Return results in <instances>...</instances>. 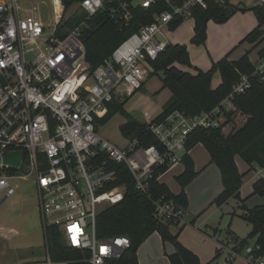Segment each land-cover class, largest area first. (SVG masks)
<instances>
[{
    "label": "built area",
    "instance_id": "built-area-1",
    "mask_svg": "<svg viewBox=\"0 0 264 264\" xmlns=\"http://www.w3.org/2000/svg\"><path fill=\"white\" fill-rule=\"evenodd\" d=\"M23 1L0 0V204L14 194L16 179L32 175L42 229L55 226L65 245L79 254L72 261L54 260L44 244V257L24 264H112L130 240L97 237L96 217L124 198L126 185L116 183L119 167L152 202L157 222L183 225L186 209L173 198L151 199L154 168L168 170L180 162L191 131L221 126L235 98L253 81L264 83V45L249 57L252 70L240 74L212 109L192 116L175 110L158 122L147 121L160 148L138 146L136 139L120 148L99 135L97 118L109 103L142 87L151 63L169 44L173 21L192 17V9L206 8L207 0H32L28 9ZM253 6L264 10V0ZM137 8L156 12L91 70L83 39L95 15L104 14L122 31ZM11 152L21 153L18 165L4 162ZM242 249L247 264H264L253 245ZM228 252L225 264H232L239 252L235 241Z\"/></svg>",
    "mask_w": 264,
    "mask_h": 264
},
{
    "label": "trees",
    "instance_id": "trees-1",
    "mask_svg": "<svg viewBox=\"0 0 264 264\" xmlns=\"http://www.w3.org/2000/svg\"><path fill=\"white\" fill-rule=\"evenodd\" d=\"M251 9L256 16L257 26L245 37L244 40L249 42L262 36L260 27L264 24V10L256 6ZM234 11L235 8L231 7L228 1L224 5H219L214 0H207L206 8L194 7L192 9V41L196 44L204 43L206 22L209 19L223 22ZM155 12L156 8L133 10L130 27L122 31H119L104 14L95 15L83 39L85 60L91 70L100 64L127 35L137 30L140 25L150 22ZM180 22V19L173 21L171 30L175 29ZM174 63L191 66L184 45L168 44L151 63L152 71L149 76L162 72L161 88H167L171 93L162 112L150 121L152 123L160 121L175 110L192 116L212 109L229 93L240 74L249 73L252 70L247 53L234 61L224 57L213 62L209 70H196L195 74L178 69L173 65ZM215 71L219 72L221 81L216 87H212L211 82ZM124 102L109 103L107 113L97 118L99 125L105 124L115 113L120 112L127 118L126 122L119 126L125 138L136 139L137 145L141 147L154 144L160 148L158 140L147 129L148 123L141 122L127 113L123 109ZM234 103L235 107L227 112L226 121L221 126L196 128L188 135L186 151L181 157L184 168L176 177L181 191L173 194L166 184L157 180L159 174L167 170L166 165H160L154 168L153 177L150 180V196L151 199H157L160 196L173 198L179 206L186 209L188 202L184 187L194 174L193 160L188 151L196 144H202L210 156V162H214L219 169L221 177L222 191L213 203L221 206L229 198L238 199L241 202L240 209L243 210L240 217L251 226L245 238L232 236L233 241L236 242V250L240 251L248 244L249 239H254L255 254L264 256V205L247 208L243 204L239 195L243 174L239 173L234 161V156L239 155L247 164L264 165V83L253 81L250 89L238 95ZM119 173L116 183L125 184L127 187L124 198L117 204L107 206L96 217L97 237L125 235L130 240L129 247L112 264H139L137 249L154 232L159 234L163 243L170 242L174 246V251L167 254L169 264H200L197 255L178 241L183 225L179 226V230L173 234L169 230L171 223L157 222L152 215V202L134 188L131 176L123 166L119 167ZM252 188V194L264 196V177L257 179ZM42 230L44 244L48 247L52 259L72 261L79 257L76 251L65 245L60 231L55 226H46ZM70 264L82 263L71 262Z\"/></svg>",
    "mask_w": 264,
    "mask_h": 264
},
{
    "label": "rangeland",
    "instance_id": "rangeland-1",
    "mask_svg": "<svg viewBox=\"0 0 264 264\" xmlns=\"http://www.w3.org/2000/svg\"><path fill=\"white\" fill-rule=\"evenodd\" d=\"M254 2L255 0H229V5L235 8V11L227 20L216 22L213 19H209L206 22V36L207 27L211 26L209 39L211 49L213 46L220 48L222 47L221 45L236 40L245 29L251 25H253V28L257 25L251 9ZM31 6L32 0L23 1L24 8L28 9ZM50 16H52L51 13ZM43 19L46 20V15H43ZM192 23L190 21V24ZM182 24L181 22L178 26H182ZM260 28L264 32V24ZM188 35V42L195 46L203 45V43L196 44L192 41V32ZM243 37L238 39L231 47L229 56L232 55V58H235L232 60L238 59L236 57L237 49L239 48L238 44H242L240 42ZM244 42L248 41L245 40ZM180 45L185 46L182 43ZM247 45L245 44L244 46ZM262 45H264V38L260 39L257 46L251 50L250 58H254L255 52ZM194 54H198V52L194 51ZM161 76L162 72L151 75L145 84L144 90L143 88L136 90L124 103L123 109L139 120L144 119L141 110L147 107L149 109L151 104H154V109L150 113H157L159 108L166 103L164 94H159L157 98L154 97V91L157 90V84H160ZM126 120L127 118L124 114L115 113L105 124L99 125V135L117 147L126 146L129 139L125 138L119 130L120 124ZM190 155L194 160V174L184 187L188 207L186 208V214L182 218V223L185 222L186 224L181 231L182 233H180L181 235L178 236V241L183 243V245L185 244L188 248L200 247L204 250L203 264H225V258L230 255L227 248H231L233 244L228 241L226 231L230 229L237 236L245 238L250 232L251 226L241 217L230 215V211L237 209L235 202H232L231 205L223 203L221 206L213 203L217 194L222 190V183L219 170L214 162H210V156L204 146L196 144L190 149ZM235 156L237 161L242 163L243 166L240 168L243 170L245 168L243 159L238 155ZM253 166L256 165L253 164ZM181 171L182 164H177L170 167L162 175L161 180L174 192H178L181 189L176 180ZM251 175V172L248 171L242 179L246 181ZM14 183L16 184L14 194L0 204V264H24L29 261L40 260L45 255L42 223L36 203L34 177L28 175L24 178L16 179ZM252 193V184L244 183L241 195L242 198L247 197L245 200L246 206L253 208L257 205H263L259 200L264 201V196ZM102 207L103 205H99L98 210ZM178 227L177 225H170L169 230L175 234L179 230ZM214 227L218 229L215 230ZM180 238L183 242H181ZM219 241L225 246L221 247L219 255L213 259L215 250L213 249L212 253H210V249L212 243L217 245ZM248 244L253 245L254 239H249ZM218 247L219 245L216 246V248ZM173 248L172 243H163L158 233L152 234L139 250V255L142 252L140 255L141 264H169L167 254ZM200 248L198 250H201ZM245 258L246 253L244 249H241L232 259V264H246Z\"/></svg>",
    "mask_w": 264,
    "mask_h": 264
},
{
    "label": "crops",
    "instance_id": "crops-1",
    "mask_svg": "<svg viewBox=\"0 0 264 264\" xmlns=\"http://www.w3.org/2000/svg\"><path fill=\"white\" fill-rule=\"evenodd\" d=\"M229 1V0H228ZM229 4V3H228ZM240 5V4H239ZM254 13V12H253ZM254 17H255V19H256V16H255V14H254ZM190 21H192L193 22V19H192V17H190V18H187V19H184V20H181V22L183 23L182 24V26L181 25H179V26H177L175 29H173V30H170L169 31V33L167 34V40H168V43L169 44H185V46H186V49H187V53H188V56H189V61H190V64H191V66H186V65H183V64H179V63H174L173 65L175 66V67H177L178 69H180V70H182V71H187V72H189V73H191V74H195L196 73V70H202V71H207V70H209L210 69V67H211V65H212V63L213 62H217V61H219L220 59H222V58H224V57H228L227 58V60H231V61H234V60H232V59H235V58H232V55H230L229 56V54H230V51H231V47L234 45V43H236L237 42V40L238 39H240L241 37H243L242 38V40H241V42L240 43H242V44H238V46H239V48L237 49V56L236 57H238V59L240 58V57H242L245 53H247L248 54V58L250 57V52H251V50L254 48V47H256L257 46V44H258V41L260 40V39H262V38H264V32H262L263 34H262V36L261 37H259L257 40H255V41H253V42H244L245 40V37L251 32V31H253L255 28H256V26L253 28V25H251L249 28H247V29H245L244 31H243V33L242 34H240L239 36H238V38L236 39V40H233V41H231V42H229L228 44L226 43V44H223V45H221L222 47H220V48H218L217 46H213V48L211 49L210 48V41H209V39H210V31H211V26L209 25L208 27H207V36L205 37V41H204V43H203V45H200V46H195L194 44H192V43H190V42H188V37H189V33L190 32H192V34H193V23L192 24H190ZM180 22V23H181ZM179 23V24H180ZM256 24H257V19H256ZM183 27V28H182ZM261 29V28H260ZM261 31H262V29H261ZM246 34V35H245ZM244 42V43H243ZM245 44H248L247 46H244ZM194 51L195 52H198V54H194ZM257 52V51H256ZM256 52H255V54H256ZM150 78V76L145 80V82L143 83V85H142V87H141V89L143 88V90H144V87H145V84H146V82H147V80ZM220 81H221V78H220V75H219V72L218 71H215L214 72V74H213V78H212V82H211V84H212V87H216L219 83H220ZM159 84V83H158ZM157 84V90H155L154 91V93H155V95H154V97L155 98H157L158 96H159V94H164L165 96H164V99H165V101H166V103L169 101V99H170V97H171V93H170V91L167 89V88H161L162 87V84H161V79H160V84L158 85ZM146 91V90H145ZM134 94V93H133ZM132 94V95H133ZM132 95H130V96H128V97H125V98H123V99H121V100H119L118 102H122V101H127V99L128 98H130ZM124 102V103H125ZM150 103V102H149ZM165 103V104H166ZM151 104V103H150ZM165 104L163 105V106H161L160 108H159V110H158V112L157 113H154V114H151L150 113V111L151 110H153L154 109V104H151V106L149 107V109H148V107L147 108H145V109H142L141 110V114H142V116H143V120H139V119H137V120H139V121H141V122H147V121H151V120H153L157 115H159L161 112H162V110H163V107L165 106ZM126 122V121H125ZM125 122H123V123H125ZM122 123V124H123ZM121 125V124H120ZM128 141V140H127ZM198 144H200V143H198ZM194 147V146H193ZM188 154L190 155V150L188 151ZM239 156V155H238ZM190 157H191V159L193 160V158H192V156L190 155ZM240 157V156H239ZM241 158V157H240ZM234 161H235V164H236V166H237V169H238V171H239V173H241V174H243V176L245 177V174H247L248 173V171H250L251 172V176L250 177H248L247 178V180L246 181H244L243 179H242V184H241V187H240V190H239V195H240V198L243 200V204L246 206V204H245V200L247 199V197L246 198H242V195H241V189H242V187H243V185H244V183L245 184H252L253 185V183L257 180V179H259V178H261V177H264V165L263 166H261V165H258V164H256V163H252V164H247L244 160H243V164H245V168L242 170V168H240L241 166H243L242 165V163L241 162H239V161H237V159H236V156H234ZM177 164H182V162L180 161V162H178V163H176L175 165H177ZM193 164H194V160H193ZM253 164H255L256 166H253ZM175 165H173V166H175ZM172 166V167H173ZM183 168H184V166H183V164H182V171H183ZM246 168H248L247 170H246ZM219 170V169H218ZM167 171V170H166ZM181 171V172H182ZM180 172V173H181ZM219 174H220V172H219ZM162 175H163V173L158 177V181L159 182H161V183H164L162 180H161V178H162ZM220 179H221V177H220ZM164 184H166V183H164ZM167 185V184H166ZM167 187L169 188V190L173 193V194H178L180 191H181V189H180V191H178V192H174V191H172L171 189H170V187L167 185ZM253 189V188H252ZM185 191V190H184ZM222 191V190H221ZM220 191V192H221ZM219 192V193H220ZM219 193L217 194V195H219ZM185 194H186V192H185ZM259 201H261V203L264 205V201H262V200H259ZM188 202V201H187ZM230 202V203H229ZM232 202H235V206L237 207V209L236 210H238V211H236L234 208V210L233 211H230V215H237V216H239L240 217V215L243 213V210H241L240 209V205H241V202L238 200V199H236V198H229L228 200H227V202H225L224 204H227V205H231V203ZM223 205V204H222ZM234 206V207H235ZM188 207V206H187ZM247 207V206H246ZM248 208V207H247ZM187 210V209H186ZM185 214H186V211H185ZM192 222H193V220H192ZM185 222L183 223V228H184V226H185ZM179 228V227H178ZM183 228H182V230H183ZM215 228V230H217L218 228L217 227H214ZM181 230V231H182ZM251 230V229H250ZM180 231V233H182ZM155 233H157V232H154V233H152V234H155ZM179 233V235H181ZM151 234V235H152ZM150 235V236H151ZM178 235V236H179ZM149 236V237H150ZM232 236L233 237H237V238H240V239H242L241 237H239V236H237L232 230H230V229H228L227 231H226V237H227V239H228V241L229 242H231V243H233L234 241H233V238H232ZM180 240H181V242H183L182 241V239L180 238ZM147 241V239L139 246V248L137 249V259H138V263L139 264H141V253H140V255H139V250H140V248H142V246L145 244V242ZM213 242V241H212ZM182 245H183V243H181ZM185 245V244H184ZM183 245V246H184ZM217 245H219V247L218 248H216V246ZM217 245H215V244H213L212 243V247H211V249H210V253H212V250L214 249L215 250V255H213V259H215L218 255H219V252L221 251L220 249H221V247H224L225 246V244H223V243H221L220 241L218 242V244ZM232 246H233V244H232ZM185 247H186V245H185ZM186 248H188V247H186ZM191 248V247H190ZM188 248L189 250H191L194 254H196L197 255V257L199 258V261H200V264H203V260H202V257H204V250H202L200 247H198V248H200L201 250H198V248ZM216 248V249H215ZM174 249V248H173ZM173 249L171 250L172 252H173ZM228 249L229 248H227V251H228ZM170 251V253H172ZM170 253H168V254H170ZM229 253V252H228ZM229 256V255H228ZM227 258V257H226ZM226 258H225V263H226ZM212 259V260H213ZM246 259V258H245ZM208 264V263H207ZM247 264V263H246Z\"/></svg>",
    "mask_w": 264,
    "mask_h": 264
},
{
    "label": "water",
    "instance_id": "water-1",
    "mask_svg": "<svg viewBox=\"0 0 264 264\" xmlns=\"http://www.w3.org/2000/svg\"><path fill=\"white\" fill-rule=\"evenodd\" d=\"M20 152H11L8 153L4 156V162L5 163H9V164H13V165H18L19 163V159H20Z\"/></svg>",
    "mask_w": 264,
    "mask_h": 264
}]
</instances>
